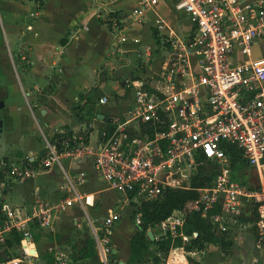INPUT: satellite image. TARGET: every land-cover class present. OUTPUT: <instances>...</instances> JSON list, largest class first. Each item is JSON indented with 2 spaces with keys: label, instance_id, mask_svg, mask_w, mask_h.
Wrapping results in <instances>:
<instances>
[{
  "label": "built area",
  "instance_id": "1",
  "mask_svg": "<svg viewBox=\"0 0 264 264\" xmlns=\"http://www.w3.org/2000/svg\"><path fill=\"white\" fill-rule=\"evenodd\" d=\"M160 0H137L129 17L138 22L147 8ZM174 10L184 12L194 26L188 38L172 31L159 70L149 77L129 78L126 85L133 90V102L121 115L111 116L113 128L102 127L93 144L83 135L63 137L58 143L46 142L43 155L26 156L9 163L0 160V198L3 178L24 181L38 172L60 165L63 158L79 160L90 157L95 170L110 189L141 200L157 198L166 188L190 189V178L204 161L216 164L217 173L209 186L197 188L193 210L212 224L225 230L228 221H237L242 200L255 205L254 249L240 264H262L264 261V55L253 56L254 44L264 40V0H170ZM105 9L104 5H101ZM98 17L103 18L99 12ZM156 26L166 25L160 18ZM116 33L118 44L125 36ZM138 43V40H135ZM139 64L146 67L152 52L148 46L138 49ZM108 97L98 99L106 105ZM223 143L236 145L250 168L257 174L258 186L244 185L232 179L230 160ZM64 188L74 190L67 175ZM80 173L77 181H83ZM79 194L64 196L55 202L37 200L28 207H14L1 201L0 245L15 230L20 234L18 248L22 257L5 264H17L37 257L33 225L50 227L59 214ZM120 216L110 212L93 227L98 259L108 264L112 226ZM182 211L155 227L159 235L169 233L189 240L180 230ZM134 224L141 225L136 214ZM179 229V230H178ZM172 251L185 258L183 246L171 247L163 264H168ZM67 264L65 253H57ZM202 250L193 249L190 256L200 260ZM24 259V260H23ZM223 264V263H220Z\"/></svg>",
  "mask_w": 264,
  "mask_h": 264
},
{
  "label": "crops",
  "instance_id": "2",
  "mask_svg": "<svg viewBox=\"0 0 264 264\" xmlns=\"http://www.w3.org/2000/svg\"><path fill=\"white\" fill-rule=\"evenodd\" d=\"M136 4L137 0H101L100 2L97 0H0V101L2 102L0 136L4 138L0 143V160L15 163L26 156L40 158L44 153L45 143L47 141L56 143L57 139L54 136L62 133L63 127L72 131L71 136L83 135L81 131L85 128L89 129L87 135L83 136L86 142L93 144L98 131L110 123L105 118L121 115L131 106L133 90L126 85V80L149 77L159 70L170 38L169 32L172 31L175 36L185 39L193 35L195 28L189 17L182 11L174 10L170 0H160L153 7L154 9L147 13L148 16L143 14L140 22L134 19L133 22L126 23V18ZM101 5H104L105 9H102ZM165 8L170 10L169 15L165 12ZM99 12L103 14V18L98 17ZM150 13L154 15L156 13L157 19L164 21L168 33L157 28L156 20L155 25H152L153 19ZM165 17L172 18L170 26L175 30L171 29ZM148 25L151 27L152 46L149 43L142 44L141 35ZM179 27L181 30L178 29ZM116 31L126 38L125 42L118 44L117 50ZM9 40L13 43V47L5 43ZM135 40H138V43ZM103 45H107V50L102 52ZM144 46H148L152 52L151 60L146 67L139 64L137 53L138 49ZM254 51H258L257 42L254 44ZM129 53L135 55L132 63L128 58ZM108 76L117 79L122 88L129 89L130 96L124 95L122 97L126 98H122L115 94L113 97L101 92L96 97V101L92 100L90 94L95 82L106 81ZM102 96L108 97L106 105L98 104V99ZM75 106L82 108L83 119L74 111ZM90 108L95 111L94 117L86 115ZM99 113L105 116L103 120L97 118ZM92 134L94 136L96 134L93 143ZM61 160L68 162L67 169L60 161V165H54L45 172H38L24 181L10 177L3 178L2 202L8 204L5 200L9 198L8 205L26 208L37 200L55 202L61 197H72L76 193L83 200L80 194H85L93 197L92 201L98 199V204L106 205V212L103 214L98 213V206L97 208L91 206L92 201L88 206L92 209L93 216L97 213L103 217L107 209L110 210L109 204L114 198L111 192L114 190L108 189L104 180L103 186L98 184V175H96L98 172L87 178L85 170L79 168V173H76L78 169H75L79 164H89L94 168L90 157ZM55 167H60L64 172L62 182L60 179L57 183L58 179L50 175ZM80 173H84V178L83 181L78 182L77 177ZM66 175L73 182V191L64 188L67 182ZM251 177L254 182L252 186L257 187V177ZM116 194L117 197L119 193ZM123 196L124 200L129 202L128 196L124 194ZM78 203L74 202L70 208L62 211L50 226L55 225L54 228H58L56 230L63 237L66 235V230L72 228L71 223L82 224L74 214ZM80 204L85 209L82 201ZM239 213L243 219L238 216L237 221L233 222L236 236L234 240H239L242 253L248 255L251 251L245 248L243 242L255 232L254 204L243 199ZM0 217L1 222L4 217L1 211ZM131 220L129 222L123 218L120 221L119 218L115 221L112 227L117 225L120 229V233L115 236L125 238L124 235H131L134 229L135 233L138 226L134 227V220ZM42 229L44 228L37 225L32 226L37 257L40 256L38 253L49 249L51 243L56 240V234L50 237L40 232ZM134 233L128 239L125 259L121 260L119 249H112L111 252L115 257H108V264L128 263L129 242ZM152 237L158 238L154 235ZM92 239L94 240V236ZM84 248L85 246L77 251L78 255L74 256L75 258H71V264H95L96 259L91 260L84 256ZM214 248L218 251H215L216 254L210 251L209 247L202 250L203 254L206 253V256L203 255L205 264H240L223 259L218 247L214 246ZM58 251H55L54 256ZM49 255L53 256L51 252ZM41 256L45 258L46 255ZM33 259L26 261L31 264ZM184 260L185 264H189L187 258L184 257ZM175 262L172 261L173 264H176ZM170 263L169 259L168 264Z\"/></svg>",
  "mask_w": 264,
  "mask_h": 264
},
{
  "label": "trees",
  "instance_id": "3",
  "mask_svg": "<svg viewBox=\"0 0 264 264\" xmlns=\"http://www.w3.org/2000/svg\"><path fill=\"white\" fill-rule=\"evenodd\" d=\"M74 111L79 118L83 119L84 114L82 113L81 107L75 106ZM94 113V109L90 108L86 115L94 117ZM85 123V125H87L86 120ZM106 126L110 129L113 128L111 123H107ZM63 129L64 131L62 133L54 136L55 139H57V143L63 137L71 136L72 134L69 128L63 127ZM88 131L89 129L85 128L81 133L86 136ZM222 147L230 160L232 179L237 180L235 172L244 174L250 171L249 165L243 158L242 151L236 145L223 143ZM207 166L216 169V171L211 173L204 172ZM216 173V164L211 161H204V164L198 167L197 173L190 178V189L166 188L161 195L151 200H141L134 196L133 193H128V205L131 209L129 216L133 220L136 214H140L141 216V225L138 226L137 231L133 234L129 242L130 252L128 264H146V262L163 264L164 258L167 256L170 248L177 246H183L189 264H202L200 261L190 256V252L193 249L203 250L210 244H213L218 247L223 255H227L232 251V247L234 246L235 225L229 221L230 224H228L229 222L225 224V230H221L219 234H217L214 230V224H212L209 219L201 217L199 213L193 210V204L197 199V188L211 185ZM175 210L182 211L184 215V223L180 232L184 236L189 237V240L184 244L180 236L172 238L169 233L150 240L147 236V230L153 229L161 221L170 217ZM240 218L243 219L242 217ZM19 243L20 234L15 230L11 231L4 243L1 244L0 249H2L3 254H0V264H4L13 258H19L18 256H14L12 252L14 249L18 248ZM150 244L155 245V250L152 252L150 251ZM83 251L86 258L91 260L97 259V252L92 238L86 241ZM109 257L114 258L115 255L110 252ZM44 259V264H54L52 255L48 254ZM169 259L171 260L170 264H173L172 261H176V264H185L184 256L178 251H172L168 261Z\"/></svg>",
  "mask_w": 264,
  "mask_h": 264
},
{
  "label": "rangeland",
  "instance_id": "4",
  "mask_svg": "<svg viewBox=\"0 0 264 264\" xmlns=\"http://www.w3.org/2000/svg\"><path fill=\"white\" fill-rule=\"evenodd\" d=\"M97 1L100 2L101 0H97ZM153 9L154 8H151V9L150 8H147L144 11V15L145 16H148L147 13L150 12V10H153ZM165 12L169 15L170 10L168 8H165ZM150 14H152V19H153V24L152 25L154 26L155 25V20L157 19L158 15L156 16V13H155V15L153 13H150ZM167 20H168V23H169L168 25L170 26V24H171L170 21L172 22V18L169 17V19H167ZM125 21H126V23H127V21L128 22H133L134 19L133 18H126ZM171 29L172 30H175L172 27H171ZM178 29H180V27ZM162 31L165 32V33H168V31L166 30V28H164ZM150 33H151V27H149V25H148L145 28V32L141 35L142 44L149 43L151 46L153 45V41H152V37H151ZM178 33H180V32H178ZM5 43L7 45H9L10 47H13V43H11L10 40L8 42H5ZM6 44H5V46L7 47ZM106 46L107 45H103L102 46V52L105 51V50H107ZM133 47H134V45H133ZM128 58H129L130 62L132 63L134 61V58H135L134 53H129L128 54ZM101 92H104V93H106L108 95H111L113 97H115V94H117L118 97H122L124 95L130 96V94H131V91L129 89L122 88V86L120 85L119 81L117 79H115V78H111L110 76L106 77V81H102L100 83H99V81L98 82L97 81L95 82V87H94V89L92 91V94H90L91 99L94 100V101H96V99H97L96 97ZM122 98H126V97H122ZM95 136H96V134H95ZM95 136H94V134H92V136H91L92 137L91 138L92 139V143H93V139L95 138ZM3 141H4V138L2 136H0V143L3 142ZM61 165H63L65 167V169H67L69 167L68 162L66 160H63V161L61 160ZM79 168H81V169H83V170H85L87 172V175H88L87 178H90L92 175L95 174V172H97L89 164H84V165L83 164H79V165L75 166V169H78V170H76V173H79V171H80ZM214 171H216V169H212L210 166H207L204 169V172H206V173H211V172H214ZM50 175L51 176H55V178L58 179L57 180V183H58V181L60 179H61L60 180L61 182L63 181L62 179H63V176H64V172L61 170L60 167L59 168H56L55 167V169H53L50 172ZM96 175H98V184L100 183L101 186H103L102 176L99 173L98 174L96 173ZM249 176H251V174L249 172H245L244 174L235 172V177H236L237 181H239L240 183H242L244 185L249 184V185L252 186L253 185V184H251L252 182L249 183ZM107 188L110 189L108 187V185H107ZM111 190H113V189H111ZM111 193H112V195H113L114 198H112L111 202L109 201L111 203V204H109V207H110L109 209L110 210L107 209V213L105 215H103V217H101L97 213L93 216L92 215V209L88 207L89 204H90V202L94 198L91 197V196L88 197V195H85V194H80L84 198L82 200V202L85 205V209H83L81 207V204L78 203L77 204L78 207H76V209L74 211V214L77 216V218L80 220V222H82V224L78 223V225H74V224L71 223V227L72 228L70 230H68V229L66 230V235H65L66 237L65 236L64 237L61 236V233L57 231L58 228H56L57 230L54 228L55 225L52 226V227H48V228H44V229L40 230V232H42L43 234L49 235L50 237H52V236H54V234H56L55 235L56 240H55L54 243L53 242L51 243L49 249L43 250L40 253H38L40 256L37 257V258H35V259H33V260H31V264H36V263L42 264L44 262V258L41 255H44V254L47 255L50 252L53 254L54 264H58V262L60 261V259L61 260L63 259V257L58 256L57 253H56V256H54L55 251H58V250L60 252H64V253L67 254L66 263L67 264H71L72 263L71 258H73L74 256H77L78 255V252L77 251L79 249H81L82 247L85 246V243H86V240L87 239L92 238L93 233H94L93 227H96V228L100 227L101 226V219L102 218H105L107 216V214H109L110 212H113V213L118 214L120 216V221L123 220V218H125L129 222L132 221L131 220V217L129 216V214L131 212V209H130V207L128 205V201H125L124 200L123 194L122 193L120 194L118 192L119 194L116 197V195H117L116 193L117 192H115V190H114V192H111ZM5 201L8 204L10 202L9 201V198H7ZM97 201H98V199H97ZM97 201H92L91 206L93 208H97V206H98V210H97L98 213L103 214L104 212H106V205L105 204L104 205H100V204L97 203ZM69 208H70V206H69ZM133 226L137 228V226H135V225H133ZM214 228H215L214 229L215 232L217 234H219V232L221 231L220 228L217 227V226H215V225H214ZM134 230H132V233H134ZM149 231L152 232V236L153 235L156 236V237L157 236L158 237L160 236L159 235V231H158V229L156 227H154L153 229H151ZM112 233H113V235H112ZM112 233L110 235L109 247L111 249H114V250H116V248L119 249L121 251L120 258H121V260H123V259H125V255L128 252V239L130 238V236L132 235V233H131V235H124L125 238H120L118 236H115V235H117V234L120 233V229L118 228L117 225H115L114 227H112ZM62 237L65 238V239H63ZM172 238H175V237H172ZM149 239L150 240H153L154 237H152V238L149 237ZM181 240H182V238H181ZM207 247H209V250L212 251L215 254H216V252H218L214 248V245L213 244H210ZM0 248H1V245H0ZM154 250H155V245L154 244H150V251L152 252ZM242 250L243 249L239 245V240L238 239H235L234 240V246L232 247V251L230 253H228L227 255H223L222 254V258L223 259H227V260L235 261L236 263H241L245 259H248L251 256V253H249L248 255L246 253L243 254L242 253ZM12 252H13V255L14 256L22 257L19 248L14 249V251H12ZM0 254H3L2 249H0ZM201 255L202 256L203 255L206 256V253L205 254L202 253ZM202 256L200 258V262L202 264H205L204 263L205 257L204 256L202 257ZM97 260L98 259L94 260V263L95 264H99V260L98 261ZM108 263H109V258H108ZM17 264H29V263H27V261L24 260L23 262L17 263ZM146 264H152V263L151 262H146Z\"/></svg>",
  "mask_w": 264,
  "mask_h": 264
},
{
  "label": "water",
  "instance_id": "5",
  "mask_svg": "<svg viewBox=\"0 0 264 264\" xmlns=\"http://www.w3.org/2000/svg\"><path fill=\"white\" fill-rule=\"evenodd\" d=\"M257 48H258V51L257 52H254L253 56H260V55H264V40H260L257 42ZM2 106V102L0 101V107ZM97 118L99 120H103L105 118V116L103 114H97ZM105 120L107 122H110L111 121V118H105ZM0 126H1V122H0ZM249 173L251 174V176H257L256 174V170L254 168H250V171ZM254 183V182H252ZM3 197L0 198L1 201H3ZM147 235L152 238V232L151 231H148L147 232ZM243 245L245 246V248H247L248 250L256 253V250L254 249V238L253 236H248L244 242H243ZM36 264H39V263H36ZM262 264H264V261L262 262Z\"/></svg>",
  "mask_w": 264,
  "mask_h": 264
},
{
  "label": "flooded vegetation",
  "instance_id": "6",
  "mask_svg": "<svg viewBox=\"0 0 264 264\" xmlns=\"http://www.w3.org/2000/svg\"><path fill=\"white\" fill-rule=\"evenodd\" d=\"M252 178H253V177L249 176V183H250V182H253ZM251 184H252V183H251Z\"/></svg>",
  "mask_w": 264,
  "mask_h": 264
}]
</instances>
